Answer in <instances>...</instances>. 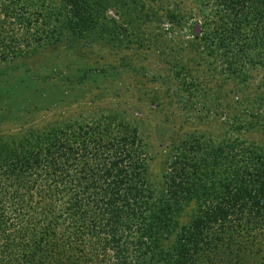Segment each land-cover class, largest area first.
<instances>
[{
    "label": "rangeland",
    "instance_id": "obj_1",
    "mask_svg": "<svg viewBox=\"0 0 264 264\" xmlns=\"http://www.w3.org/2000/svg\"><path fill=\"white\" fill-rule=\"evenodd\" d=\"M6 1L0 0V8ZM59 1L19 0L9 12L21 13L46 27L40 19ZM86 2L93 11L83 36L55 38L56 34H50L51 42L42 46L31 39L33 35L17 27L18 18H6L0 9V30L8 31L11 26L15 38L4 41L24 51L9 63L0 64V89L8 92L11 87L20 88L14 96L0 100V142L10 143L6 138L25 134L24 129L41 130L68 119L89 121L114 112L116 119L135 127L141 138L145 178L151 190V197L145 198L150 211L152 202L165 191L168 162L186 149L182 141L198 142L205 150L219 144L230 154L264 152V13L260 10L264 4L259 0L255 4L250 0ZM235 7L241 10L235 13ZM96 20L101 23L100 29ZM52 69L55 79L48 75L42 82L43 74ZM84 69L86 75L79 81ZM28 76L34 84L21 86L15 82L17 77ZM69 169L76 174L74 168ZM51 180L47 172L37 173V184L49 188ZM5 186L0 190V217L4 218L0 222L1 258L10 260L8 244L19 256L25 237L22 229L32 227L45 240L48 257L52 254L58 262H64L72 249L81 247V264H95L94 258L99 264L100 247L71 244L64 236L67 229L78 224L72 201L64 212L60 208L67 202L50 203L47 217L23 206L22 211L28 212L24 220L22 212L8 202L16 183ZM181 205L172 212L177 228L196 210L193 201ZM36 217L41 220L36 222L38 226H24L32 225L28 221ZM225 226H232L231 231L237 227L232 223ZM177 228L165 243L175 239ZM243 235L247 237L246 230ZM251 252L246 264H256L255 259L264 257V249ZM15 262L13 259L11 264Z\"/></svg>",
    "mask_w": 264,
    "mask_h": 264
},
{
    "label": "trees",
    "instance_id": "obj_2",
    "mask_svg": "<svg viewBox=\"0 0 264 264\" xmlns=\"http://www.w3.org/2000/svg\"><path fill=\"white\" fill-rule=\"evenodd\" d=\"M18 1L3 3L2 14L9 19L18 18L17 27L33 35L31 39H36L40 46L51 42L50 34H56L55 38H80L88 30L93 9L86 0H60L47 17H34L46 27L21 13H10ZM259 1L264 4V0ZM250 2L255 4L256 0ZM260 6L264 13V5ZM96 10L99 11L97 7ZM240 10L241 7H235V13ZM9 27L8 31L0 30V64L9 63L24 52L20 46L4 41L7 37L15 40ZM54 72L55 69L50 70L40 80L43 82L48 75L55 79ZM85 75L84 69L78 80ZM17 78L15 82L21 86L34 84L31 76ZM19 89H0V100L14 96ZM116 116L107 112L89 121L54 122L41 130L24 129L25 134L9 136L6 140L10 143L0 142V185H4L0 190L6 184L11 187L16 183L8 202L18 213L22 212V219L25 220L27 209L47 217L50 203L67 202L60 208L64 212L72 201L77 208L74 218L78 224L67 229L64 236L69 237L71 244L100 247L99 264H246L251 251L254 254L264 249V237L259 238L264 236V152L230 154L219 144L205 150L198 142L182 141L186 149L168 162L165 194L152 202L150 211L145 198L151 197V190L145 178L141 138L135 127ZM69 168H74L76 174ZM40 171L51 175L49 188L37 184ZM190 201L196 210L177 228L174 209ZM23 206L27 208L24 212ZM0 220L3 222L4 218ZM28 222L32 225L24 226H38L36 222L41 220L36 217ZM227 223L237 227L231 231L233 228L225 226ZM176 228L175 239L165 243ZM244 230L248 238L243 235ZM22 231L25 237L20 255L16 256L17 251L8 244L10 260L0 257V264H11L13 259L14 264L82 263L83 248L72 249L66 261L58 262L55 255L48 257L46 242L37 231L32 227ZM94 261L98 263L96 258ZM254 261L264 264V257Z\"/></svg>",
    "mask_w": 264,
    "mask_h": 264
}]
</instances>
